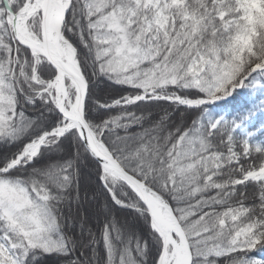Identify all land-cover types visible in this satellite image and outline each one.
<instances>
[{
  "label": "snow or ice",
  "instance_id": "1",
  "mask_svg": "<svg viewBox=\"0 0 264 264\" xmlns=\"http://www.w3.org/2000/svg\"><path fill=\"white\" fill-rule=\"evenodd\" d=\"M257 113L264 0H0V264H264Z\"/></svg>",
  "mask_w": 264,
  "mask_h": 264
},
{
  "label": "trees",
  "instance_id": "2",
  "mask_svg": "<svg viewBox=\"0 0 264 264\" xmlns=\"http://www.w3.org/2000/svg\"><path fill=\"white\" fill-rule=\"evenodd\" d=\"M259 98H261V94L259 92L254 95H249V89H244L241 90V95L237 96L236 100L232 101L231 104L226 105L225 107L228 112L235 115L238 109H242L245 106L251 107L253 101L258 103Z\"/></svg>",
  "mask_w": 264,
  "mask_h": 264
},
{
  "label": "rangeland",
  "instance_id": "3",
  "mask_svg": "<svg viewBox=\"0 0 264 264\" xmlns=\"http://www.w3.org/2000/svg\"><path fill=\"white\" fill-rule=\"evenodd\" d=\"M261 120H264V117H261V116L259 115V113H257V114H256V121H255L257 127H259V122H260Z\"/></svg>",
  "mask_w": 264,
  "mask_h": 264
}]
</instances>
